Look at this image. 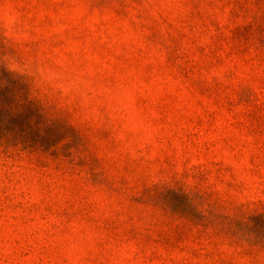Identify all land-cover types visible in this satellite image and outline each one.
<instances>
[{
    "label": "rangeland",
    "instance_id": "1",
    "mask_svg": "<svg viewBox=\"0 0 264 264\" xmlns=\"http://www.w3.org/2000/svg\"><path fill=\"white\" fill-rule=\"evenodd\" d=\"M0 48L77 134L0 145V264H264V0H0Z\"/></svg>",
    "mask_w": 264,
    "mask_h": 264
},
{
    "label": "trees",
    "instance_id": "2",
    "mask_svg": "<svg viewBox=\"0 0 264 264\" xmlns=\"http://www.w3.org/2000/svg\"><path fill=\"white\" fill-rule=\"evenodd\" d=\"M76 138L77 134L69 124L42 110L31 95L28 77L6 66L0 48V145L47 150L63 140ZM257 217L263 228L254 235L264 236V216Z\"/></svg>",
    "mask_w": 264,
    "mask_h": 264
}]
</instances>
